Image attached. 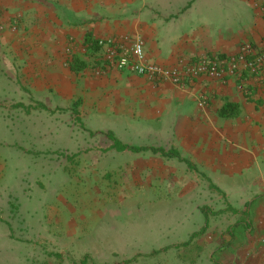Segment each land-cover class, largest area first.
Returning <instances> with one entry per match:
<instances>
[{
	"label": "crops",
	"instance_id": "crops-1",
	"mask_svg": "<svg viewBox=\"0 0 264 264\" xmlns=\"http://www.w3.org/2000/svg\"><path fill=\"white\" fill-rule=\"evenodd\" d=\"M263 5L264 0H0V94L7 84L27 85L36 107H17L36 110L37 117L65 111L90 135H103L98 164L128 154L138 170L128 171L129 178L145 176L148 186L156 181L176 189L185 199L181 211L201 212L207 220L208 234L200 232L208 243H200L195 262L264 264V69L259 79L244 72L155 84L130 71H104L97 45L100 38L141 37L148 61L165 66L193 63L202 55L231 57L243 43L262 42ZM104 118L155 140L137 145L111 132L122 143L162 148L183 159L152 149H116L110 132L99 126ZM200 232L191 234L189 245Z\"/></svg>",
	"mask_w": 264,
	"mask_h": 264
},
{
	"label": "rangeland",
	"instance_id": "rangeland-1",
	"mask_svg": "<svg viewBox=\"0 0 264 264\" xmlns=\"http://www.w3.org/2000/svg\"><path fill=\"white\" fill-rule=\"evenodd\" d=\"M4 91L0 264H208L195 262L208 243L205 215L182 212L185 199L176 189L156 181L148 186L145 176L134 181V173L129 178L128 171L138 170L128 154L107 156L98 164L97 142L103 135H90L65 111L37 117L36 110L17 107H36L27 85L10 83ZM99 126L124 142H155L136 135L134 128L125 131L129 127L113 118ZM203 230L206 235L183 245Z\"/></svg>",
	"mask_w": 264,
	"mask_h": 264
},
{
	"label": "built area",
	"instance_id": "built-area-1",
	"mask_svg": "<svg viewBox=\"0 0 264 264\" xmlns=\"http://www.w3.org/2000/svg\"><path fill=\"white\" fill-rule=\"evenodd\" d=\"M261 8L264 10V5ZM18 22L14 20L12 27L16 29ZM97 45L102 49L105 60L104 71L110 68L130 71L145 76L155 84L165 81L184 85L203 76L222 80L228 76L241 77L244 72L259 79L264 69V37L260 45L243 43L235 56L202 55L196 62L182 61L176 66L149 62L141 37L100 38Z\"/></svg>",
	"mask_w": 264,
	"mask_h": 264
},
{
	"label": "trees",
	"instance_id": "trees-1",
	"mask_svg": "<svg viewBox=\"0 0 264 264\" xmlns=\"http://www.w3.org/2000/svg\"><path fill=\"white\" fill-rule=\"evenodd\" d=\"M109 137L110 139L114 142L113 143V146L118 149V150H125V149H129V150H132V151H135V152H141V151H145V150H150L152 149L154 152H161L162 154L164 155H167V156H174V157H178V158H181V156L176 153V152H166L164 149L162 148H153V147H145V146H132V145H129V144H125V143H122L117 137L114 136L113 133L110 132L109 134ZM183 159V158H181ZM200 233H203V232H200ZM199 233V234H200ZM194 235H198V234H194ZM193 237V236H192ZM190 243V242H189ZM189 243H186L184 244L185 246L189 245Z\"/></svg>",
	"mask_w": 264,
	"mask_h": 264
}]
</instances>
